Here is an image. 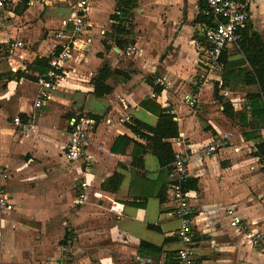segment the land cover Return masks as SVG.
<instances>
[{
  "label": "crops",
  "instance_id": "obj_1",
  "mask_svg": "<svg viewBox=\"0 0 264 264\" xmlns=\"http://www.w3.org/2000/svg\"><path fill=\"white\" fill-rule=\"evenodd\" d=\"M85 1L86 26L76 35L51 102L38 109L39 61H48L55 33L70 32L67 20L80 0H12L0 21V166L12 171L14 154L30 156L27 163L21 159L22 165L40 158L49 164L57 154L65 162L62 150L72 120L88 135L80 158L68 170L74 183L68 196L75 195L63 214L45 211L48 202L59 199H52L51 190L59 188L49 189L45 169L36 172L40 179L35 195L20 191L24 165L4 182L13 210L0 224L3 262L132 264L139 254L157 264H176L180 221L173 214L169 170L159 166L149 149L138 164L135 153L140 150L134 143L146 146L147 141L128 126L138 121L154 127L160 114H172L178 135L166 142L173 156L175 151L185 156L188 179L195 181V188L188 190L194 264H264L261 251L229 226L227 216L232 209L249 227L264 233V161L253 155L255 145L264 141V115H253L250 107L259 92L256 85L232 75L247 68L237 66L243 57L235 45L223 51L235 65L209 74L203 70L200 28L206 22L197 18L204 11L206 15V0ZM249 2L246 30L263 36L264 0ZM126 9L130 12L124 15ZM114 25L129 33L117 34ZM127 46L134 49L127 52ZM104 66L110 92L96 97L93 79ZM190 96L197 99L193 107L187 104ZM224 104L231 116L224 113ZM16 116L33 126L15 127ZM223 134L228 138L216 151L200 154ZM118 137L125 139L111 151ZM50 166L53 187L57 183L61 188L66 175ZM114 174L119 183L111 190Z\"/></svg>",
  "mask_w": 264,
  "mask_h": 264
},
{
  "label": "built area",
  "instance_id": "obj_2",
  "mask_svg": "<svg viewBox=\"0 0 264 264\" xmlns=\"http://www.w3.org/2000/svg\"><path fill=\"white\" fill-rule=\"evenodd\" d=\"M12 0H0V21L6 13L7 6ZM249 0H206V15L209 23H203L200 28L201 36L204 40L202 47L201 64L206 74L218 72L223 69L221 55L228 46L236 45L246 31L249 20ZM85 0H80L78 8L74 14L67 20L71 23L69 33L61 30L54 34L55 45L50 52L48 59V70L36 76L35 83L38 88V95L34 100V107L41 108L52 100V92L56 90L58 82L62 77L61 70L63 64L69 59L74 49L76 35L83 32L86 26L84 18ZM119 14V12H117ZM20 43H16L15 46ZM133 46H127L125 50H133ZM157 83L164 85L162 80ZM227 93L225 92L224 95ZM197 103L195 96L187 99V104L193 107ZM15 127L30 128L32 125L22 123L21 119L16 116L12 119ZM69 133L67 142L62 150V156L67 163L77 161L82 152V146L88 139L86 129H81L74 125L72 120L69 123ZM228 138V134H223L221 139L215 140L207 147L200 150L202 156H208L216 151L217 146L223 140ZM174 159L170 165L168 189L172 202L174 204L173 214L180 221L179 228L176 230V237L180 248L176 252V264H194L195 261V238L193 231L192 208L189 201V191L184 190L183 186L188 181V174L185 163V156L180 152H174ZM80 188L84 191L86 182H80ZM84 197V192L78 196L79 200ZM13 210L11 196L0 186V224L3 216ZM229 226L240 232L245 242L253 248L259 249L264 255V233L249 227L242 218L239 217L232 209L227 211ZM2 242V225H0V264H5L1 254ZM132 264H157L149 257L135 254L132 258Z\"/></svg>",
  "mask_w": 264,
  "mask_h": 264
},
{
  "label": "trees",
  "instance_id": "obj_3",
  "mask_svg": "<svg viewBox=\"0 0 264 264\" xmlns=\"http://www.w3.org/2000/svg\"><path fill=\"white\" fill-rule=\"evenodd\" d=\"M137 0H132L131 3L136 2ZM124 15L129 14V9L124 10ZM205 12V11H204ZM203 12L202 15H198L197 20L199 22L209 23V18ZM112 20L115 21L118 19L114 16L111 17ZM119 25V24H118ZM113 26L115 32L117 34L123 33L128 34V31L121 29L120 26ZM248 29V28H247ZM128 42H123V44H127ZM117 46H121L120 42H116ZM237 51H239L243 57L242 60L237 61V66L247 65V68L238 69V74H232L235 77L242 78V82L246 85H256L258 88V94L256 96H252V101L250 102L251 113L253 115H264V35L260 36L257 33H249L247 30L243 33L242 39L235 45ZM225 52V51H224ZM221 55V61L223 63V69L225 67H230L235 65L236 63L228 62L227 58L224 54ZM47 59H41L39 63H41L40 74L45 73L48 70ZM109 75V70L106 66L102 67L96 77L93 79L94 82V90L93 94L96 97H102L110 92V88L104 84V80ZM227 74H223L222 78L225 80ZM217 90H214L216 93ZM251 97V96H250ZM224 113L227 116H231V108L224 104ZM244 119V115L241 116ZM134 124H129V128L140 137L146 139V146H141V144L134 143V146L140 150L137 155L138 164L141 163L142 159L139 157L144 153L147 149L151 151V153L156 157L158 164L161 168H165L170 170V163L173 160V152L171 146L167 139L174 138L178 135L176 122L173 120L172 114H160L157 119V123L154 127L148 126L147 124L133 121ZM141 131H145V134ZM149 133V134H147ZM124 137H118L114 140V143L111 147V151H113L114 145L118 142L123 141ZM254 156L258 157L261 161H264V141H261L255 145ZM135 157V156H134ZM136 162V163H137ZM117 174H114L110 179V184H113L111 190H115L119 180L117 179ZM184 190H190L195 188V181L192 179H188L187 183L183 186ZM109 189V188H108Z\"/></svg>",
  "mask_w": 264,
  "mask_h": 264
},
{
  "label": "rangeland",
  "instance_id": "obj_4",
  "mask_svg": "<svg viewBox=\"0 0 264 264\" xmlns=\"http://www.w3.org/2000/svg\"><path fill=\"white\" fill-rule=\"evenodd\" d=\"M31 125L33 126L32 123H31ZM57 156H58V158L52 160L49 164L48 163H43V161H40L41 158L39 156H37L38 158H40V160L33 159V162H30L29 164H27V165L25 164L24 165L25 162L26 163L28 162V158L31 159L30 156H28V158L27 157L24 158L23 156L20 155V157L18 158V156L17 155L15 156V154H14L13 161H15V162L13 163L12 171L16 172L17 175H18L19 172H20L19 170L21 168L20 166L24 165V167H23L24 171L25 172L27 171V172L24 173V175L22 176V179H20V183H24V184H21V190L20 191L21 192H25L26 194L35 195L38 192L37 191L38 190V181H39L38 179H40V178H38L36 172L38 171L39 168L40 169L41 168L45 169L44 170L45 171V175L47 176L48 180L52 183V184L49 183V185H50L49 189L59 188V189H52L51 192H50V194L52 195V199L56 198V196H57L59 198L58 201H55V203L52 202V201L48 202V205L45 208V211L47 210L48 212H52L53 210H55L58 213H62L63 211H65V209H68L70 207V204H68L69 203V199L71 201H73V196L75 195L73 193V195L71 197L68 196L69 195L68 193L71 190L69 188L74 183L72 182L73 181L72 177L67 175V174H69L68 173L69 168H71V166H73L74 164H72V163L71 164H68V163L64 164L65 162L60 159L61 156L59 154H57ZM21 159L25 160L23 165H22V160ZM50 165L56 166L57 170L55 171V173L58 172V170H59L58 173H61V176H65L66 175V177H64L63 180L61 179V181H62L61 182V184H62L61 188L58 187L57 183L54 184V185H56V187H53V182L55 181V179L52 178V174H54V171H52V169H51L52 166H50ZM7 168L0 166V176H2V179H3L2 184H0V186L5 190V192H7L9 194L10 191H9L8 187L6 186V184L4 182L9 180L11 177H13L14 173L11 171V167H7ZM67 176H68V179H67ZM44 180H46V178ZM44 180H42V181H44ZM60 189H61V191H60ZM10 190H12V189H10ZM64 191L67 192V193L64 194ZM61 196H64V197H61ZM62 198H64V202H63ZM53 207H54V209H52ZM60 216L62 217L61 214H60ZM20 221H22V220H20Z\"/></svg>",
  "mask_w": 264,
  "mask_h": 264
}]
</instances>
